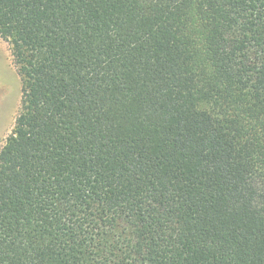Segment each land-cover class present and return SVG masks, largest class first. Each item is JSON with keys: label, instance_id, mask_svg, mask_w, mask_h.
I'll list each match as a JSON object with an SVG mask.
<instances>
[{"label": "trees", "instance_id": "trees-1", "mask_svg": "<svg viewBox=\"0 0 264 264\" xmlns=\"http://www.w3.org/2000/svg\"><path fill=\"white\" fill-rule=\"evenodd\" d=\"M0 39V264H264V0H0Z\"/></svg>", "mask_w": 264, "mask_h": 264}, {"label": "rangeland", "instance_id": "rangeland-1", "mask_svg": "<svg viewBox=\"0 0 264 264\" xmlns=\"http://www.w3.org/2000/svg\"><path fill=\"white\" fill-rule=\"evenodd\" d=\"M21 83L12 62L9 45L0 39V148L18 113Z\"/></svg>", "mask_w": 264, "mask_h": 264}]
</instances>
